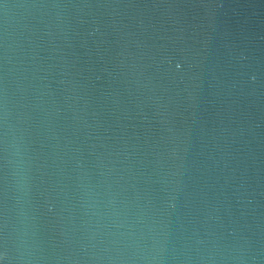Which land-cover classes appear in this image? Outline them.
<instances>
[{
  "label": "water",
  "instance_id": "obj_1",
  "mask_svg": "<svg viewBox=\"0 0 264 264\" xmlns=\"http://www.w3.org/2000/svg\"><path fill=\"white\" fill-rule=\"evenodd\" d=\"M0 264H264V0H0Z\"/></svg>",
  "mask_w": 264,
  "mask_h": 264
}]
</instances>
